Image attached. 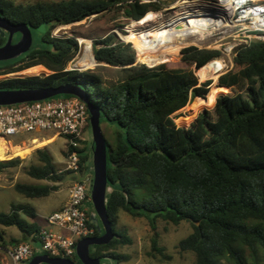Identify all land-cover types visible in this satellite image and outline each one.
I'll use <instances>...</instances> for the list:
<instances>
[{"label": "trees", "instance_id": "trees-1", "mask_svg": "<svg viewBox=\"0 0 264 264\" xmlns=\"http://www.w3.org/2000/svg\"><path fill=\"white\" fill-rule=\"evenodd\" d=\"M112 9L122 11L129 21H139L148 11L159 9V4L154 0L34 4L0 0V16L11 24H26L33 37L29 51L0 62V75L35 66L50 72L47 76L1 80L0 90L76 85L87 102L98 109L100 126L107 124L111 130L112 142L103 135L108 188L105 204L116 237L106 245L94 246L90 257L100 258L109 249L131 243L124 232L115 228L119 212L124 211L144 217L152 228L158 220L174 225L190 223L192 231L178 248L194 255L192 264H250L249 259L257 262L264 251V41L237 47L232 68L218 77V89L227 93L209 104H205L204 97L210 81L199 84L195 71L220 59L219 50L191 46L181 50V62L189 68H171L167 63L150 67L137 63L135 50L113 33L94 39L83 35V39H92L95 62L117 68L118 79L108 85L93 69L68 70L78 53L77 36L55 37L52 30ZM19 37L16 34L12 42ZM6 40L7 35L0 33V46ZM193 100L192 106L196 103L213 108L203 110L194 119L196 110L191 106V111L175 114L174 119L179 125L194 120L188 127L177 126L171 116ZM82 144L76 173L82 178L88 174L92 182L93 142ZM34 154L39 163L31 165L27 174L35 180L60 181L48 151L38 149ZM20 163L19 158L0 161V171ZM14 189L27 199H38L56 187L16 184ZM87 203V225L93 229L92 236H98L103 229L100 222L98 227L91 223L94 210L90 200ZM36 218L31 206L13 204L9 212L0 213V227H15L38 242L41 227ZM5 246L0 229V247ZM153 248L161 252L155 245ZM105 255L115 257L118 264L123 259L113 253Z\"/></svg>", "mask_w": 264, "mask_h": 264}, {"label": "rangeland", "instance_id": "rangeland-1", "mask_svg": "<svg viewBox=\"0 0 264 264\" xmlns=\"http://www.w3.org/2000/svg\"><path fill=\"white\" fill-rule=\"evenodd\" d=\"M17 4H34L39 2H59L66 0H12ZM159 4V9L150 10L144 18L150 16V14L156 13L160 15L157 22L171 18L175 13L181 11V0H154ZM192 1V0H188ZM207 1V0H203ZM133 21L127 20L123 15L122 11L112 9L106 11L98 16H91L81 22L74 23L66 26H58L52 30V36H66L72 37L77 36L76 41L78 43V53L75 58L69 63L67 69H79L77 62L84 56L85 44L80 43L81 36L87 35L90 38L103 37L107 34L113 33L115 37L124 42L129 43L136 53V62L143 63L148 66H156L161 63H167L171 68H189L181 62V50L187 47H196L198 49H210L219 50L221 52V58L215 61L222 63L223 68L217 73L202 77L199 70L195 71L198 79V83L201 84L205 81H210L208 86V92L205 95L204 102L209 104L210 101L216 99L218 96L225 95L227 91L223 88L220 91L218 88V77L227 72L232 68V58L237 47L245 45V42H241L235 37V31L230 28H221L216 30L213 35L209 38L201 39L199 35H186L182 37H164V39L158 38H146V39H134L129 36L128 31L132 28ZM7 35V33H5ZM16 34L13 36L15 39ZM20 38V37H19ZM184 38V39H183ZM36 35L34 33V41ZM19 40V39H18ZM17 40V41H18ZM79 40V41H78ZM90 44L92 54V39H84ZM134 42V43H133ZM157 46L159 48H157ZM84 50V51H83ZM83 53V54H82ZM93 58V56H92ZM152 59L157 61H152ZM165 59V61H162ZM94 60V58H93ZM95 61V60H94ZM93 64V65H92ZM90 64L86 69H93L97 71L102 77L105 84H113L118 79V70L115 67L108 66L106 64H98L96 62ZM76 65V66H75ZM83 66V65H79ZM33 68V67H32ZM194 69V67H190ZM30 70V68H29ZM47 72V73H46ZM37 72H26V70L10 74L7 76H0V81L11 78H26L32 76H47L50 74L48 70H44L36 75ZM216 76V77H215ZM215 77L216 80H213ZM58 95L56 97H60ZM200 98V97H199ZM200 100H198L199 102ZM191 101L184 108L177 111L172 115L178 114V116L187 114L191 111ZM197 102V103H198ZM215 102V101H214ZM195 108L194 119L197 114L203 110L211 111L213 106L196 105L192 106ZM193 119V120H194ZM192 120V121H193ZM176 119H174V122ZM178 121V120H177ZM191 121V122H192ZM190 122V123H191ZM190 123L186 124H175L179 127H188ZM103 135L112 142L111 130L107 124L101 125ZM83 138L87 146H89L91 138V130L89 125L85 127L83 132ZM34 141V142H33ZM1 145H9L11 147H19L26 150L25 154L21 156L13 155L12 152H7L4 159L0 161H7L14 158H19L21 163L17 167L7 168L0 171V213H7L10 210L11 205L18 204H40L45 210L50 209V204L54 203L52 197L58 198L62 192L61 188H69L74 182L79 181L82 178L77 173L66 171L65 168V152H66V141L61 136H55L50 132H38L31 134H24L20 137L10 139L9 141L0 140ZM84 145H81V148ZM38 149H46L51 155L53 165L56 170V175L61 177L60 181L51 182L47 180H35L27 174V170L31 165H37L38 157L34 152ZM16 184H28V185H49L55 186L56 190L52 191L51 197L48 195L38 199H27L24 196L18 194L14 186ZM87 211L90 210V205L86 202ZM96 217L95 213H91V218ZM116 230L124 232L127 237L130 238L131 243L127 245H119L114 249H109L103 252L99 258L100 264H118V260L111 256L105 255L106 253H113L121 256L123 259L119 264H192L194 261V255L191 252H182L178 248L179 242L186 238L192 231L191 225L188 222H181L177 225L172 223L158 220L155 224V228H152L150 223L144 217L131 216L124 211H120L116 223ZM4 232V239L6 246L0 247V263L5 261V254L7 250H10L15 245L25 243L18 241L19 232L15 227H0ZM34 248L36 255L42 254L39 243L37 241L26 242ZM153 245L157 249H161L158 252L153 248ZM250 264H264V251L259 253L257 262H253L249 259ZM21 264H28V261L22 262ZM223 264H231L227 261H223Z\"/></svg>", "mask_w": 264, "mask_h": 264}, {"label": "built area", "instance_id": "built-area-1", "mask_svg": "<svg viewBox=\"0 0 264 264\" xmlns=\"http://www.w3.org/2000/svg\"><path fill=\"white\" fill-rule=\"evenodd\" d=\"M181 4L185 5L181 6L179 14L203 20L201 32L196 34L201 39L211 37L218 29L230 28L235 31V37L246 44L264 41V0H181ZM88 120L85 103L76 97L0 105V140L6 142L38 132L61 136L66 141L64 169L76 173L79 170L78 149L84 141L83 132ZM90 189V177L74 182L69 187L65 205L47 215V226L37 234L43 254L72 260L76 257V243L92 236L86 209ZM34 253L30 245L20 243L6 251L5 261L1 264H21L29 261Z\"/></svg>", "mask_w": 264, "mask_h": 264}, {"label": "water", "instance_id": "water-1", "mask_svg": "<svg viewBox=\"0 0 264 264\" xmlns=\"http://www.w3.org/2000/svg\"><path fill=\"white\" fill-rule=\"evenodd\" d=\"M0 33H7V40L0 46V62L16 59L20 55L29 51L32 46L33 37L30 28L26 24H11L0 16ZM19 34L20 38L16 42L13 36ZM79 70V69H77ZM58 95H70L85 103L89 114V126L91 130L92 146V182L90 189V202L96 217L91 218V223L98 227L101 223L103 234L80 239L75 246V256L80 264H100L99 258L89 255L90 246H101L108 244L116 233L107 218L106 213V143L103 137L99 122V111L92 107L87 99L81 94V89L72 84H63L57 87L0 90V105H12L24 102L40 101L54 98ZM28 264H76L71 259L62 257H50L46 254L33 256Z\"/></svg>", "mask_w": 264, "mask_h": 264}, {"label": "bare ground", "instance_id": "bare-ground-1", "mask_svg": "<svg viewBox=\"0 0 264 264\" xmlns=\"http://www.w3.org/2000/svg\"><path fill=\"white\" fill-rule=\"evenodd\" d=\"M159 18H160L159 14L152 12L150 16L146 18L143 17L139 21H133L131 25L132 28L128 31L129 36L134 39H146V38L164 39V37H182L186 35H195L201 32L200 26L204 24L202 19L179 14V11L178 13H175L171 18L157 22ZM80 43L85 44V52H84V56L77 62L76 65L79 66V65H87L94 63L95 61L92 58L93 55L91 54L90 44L84 39H80ZM157 48L159 47L157 46ZM152 61L155 62L157 61V59L156 60L152 59ZM162 61H165V59H163ZM222 68L223 65L221 62L213 61L205 65L202 69H200L199 74L202 77L210 76L217 73ZM44 70L45 68L42 66H35L33 68H30V70L27 69L26 71L32 73L38 71V73H36L37 75ZM5 150L7 152L8 151L12 152L13 155L21 156V157L26 152V150H23V148H19V147L14 148L9 145L7 146L1 145L0 160L4 159V156L6 154Z\"/></svg>", "mask_w": 264, "mask_h": 264}, {"label": "crops", "instance_id": "crops-1", "mask_svg": "<svg viewBox=\"0 0 264 264\" xmlns=\"http://www.w3.org/2000/svg\"><path fill=\"white\" fill-rule=\"evenodd\" d=\"M90 176L87 174L84 176V178H89ZM68 190L69 188H61L60 189V192H62L60 194V196L58 198H55V197H52V201L54 203H51L50 204V209H44L43 207H40L41 205L40 204H37V203H33V204H30L29 206H31L35 212H36V222L38 223V225L43 228V227H46V222H45V218L47 217V215H49L50 213L54 212V211H57L59 210L60 208H62L65 203L67 202L68 200ZM49 196L51 197V194H49ZM18 241H21V242H31L32 240L29 238V237H25L23 236L20 232H19V240Z\"/></svg>", "mask_w": 264, "mask_h": 264}, {"label": "flooded vegetation", "instance_id": "flooded-vegetation-1", "mask_svg": "<svg viewBox=\"0 0 264 264\" xmlns=\"http://www.w3.org/2000/svg\"><path fill=\"white\" fill-rule=\"evenodd\" d=\"M102 234H103V232H102L101 234H99L98 236H100V235H102ZM90 237H91V236H90ZM93 248H94V246H90V247H89V251H92ZM72 261H74L76 264H80V261H79L77 258L72 259Z\"/></svg>", "mask_w": 264, "mask_h": 264}]
</instances>
